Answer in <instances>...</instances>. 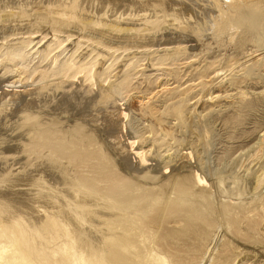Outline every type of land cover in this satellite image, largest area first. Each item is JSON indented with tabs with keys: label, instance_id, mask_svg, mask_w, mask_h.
<instances>
[{
	"label": "rangeland",
	"instance_id": "1",
	"mask_svg": "<svg viewBox=\"0 0 264 264\" xmlns=\"http://www.w3.org/2000/svg\"><path fill=\"white\" fill-rule=\"evenodd\" d=\"M20 1L0 0V11L53 0ZM87 1L78 4L97 19L138 11L137 0ZM178 1L150 6L143 23L152 38L115 43L120 51L104 65L74 37L53 38L49 12L0 23V194L18 185L21 204L23 190L30 198L49 185L103 204L100 222L85 218L91 234L111 228L103 220L113 215L134 247L108 245L106 264H159L155 255L167 264H264V0ZM94 192L104 193L100 203ZM93 222L106 227L93 231ZM14 236L0 238V264L22 263ZM41 240L49 251L57 243ZM31 253L40 264L43 252Z\"/></svg>",
	"mask_w": 264,
	"mask_h": 264
},
{
	"label": "bare ground",
	"instance_id": "2",
	"mask_svg": "<svg viewBox=\"0 0 264 264\" xmlns=\"http://www.w3.org/2000/svg\"><path fill=\"white\" fill-rule=\"evenodd\" d=\"M1 1L3 2V0H1ZM21 1H20V3H21ZM50 1H52V0H50ZM105 1L106 0H104V2ZM109 1H111V0H109ZM32 2L33 1H31V3ZM78 2H79V0H53L52 1V5L51 4L49 5L51 8L49 6H47L48 5L47 3H46L47 4L46 6H42V5L37 4V3L35 5L31 4L32 7L31 8H27L29 6H26V9H22L20 7L18 8V6H17L18 9H16V7H15V9L14 8L12 9V7L7 5L8 7H10V9L5 8V9H2V12L0 11V23L1 24H6L7 22H11L12 20L13 21L16 20V22H17V19H19L21 22H27L28 19H30L31 17H38V18L41 17V18H43V16H45V14L47 12H49L50 16H52V18H53V19L51 18L53 20V24H54V28L53 29L56 30V32L52 30V33L54 32V35L52 34L53 38H54V36L57 38V35L59 34L57 32H63L64 34H62V35L65 36L66 39H70V38L74 37V39L77 40V43L79 45H81L80 47H83L81 52L83 51L85 53L93 54V58L95 57L94 60L97 59L98 61L102 62V64L104 65V63L106 64V62L109 60L110 53L113 52V51H118L119 50V48L116 47L117 45H115V43L116 44H118V43H126V44L129 45V42H132V41L135 42L137 40L138 43H139V41L143 40V38H146V39L150 40L154 33L151 32V30H150L151 28L150 29L148 27L145 28V23H143V20L146 17L145 13L147 12V10H148V8L150 6L153 7V10L155 9L156 11L157 10L161 11V10H163V8L166 9L165 8L166 7V3L168 4V0H137V2L135 1L136 3H133L134 7H135V5H137L138 11L135 10L136 13H134L135 11L133 13H131V12L128 13V12L122 11L124 13L110 14L111 16H108V17H107V14L105 15V13H104V14L99 15L100 17H98V18H100V19H97V17H95L96 11L92 14L91 12H93V11H89V9L87 7H85L83 4H82L83 6L79 5L80 3H82V0H81V2L79 4H78ZM87 2L91 3L90 0L87 1ZM6 3H5V5H6ZM39 3H41V2H39ZM3 4H4V2H3ZM22 4H21V6H22ZM100 4L101 3H99V5ZM28 5H29V3H28ZM85 5L87 6L88 4H85ZM127 5H129V4H127ZM130 5H131V3H130ZM100 6H102V5H100ZM97 7H98V5H97ZM174 7H176V6H174ZM2 8H3V5H2ZM170 9H171V7L169 8V10ZM100 11H101V8H100ZM125 11H127V10H125ZM182 11H183V9H182ZM49 14H47V15H49ZM131 20H133V21H131ZM34 25H35V23H34ZM50 29H52V27ZM32 31H30V32H32ZM36 33H33L30 36H27L26 33H25L26 35L25 34L24 35L26 37H28V39H29V37L30 38H35L36 37V35H35ZM18 34H20V33H18ZM47 34L48 33H46V35ZM20 35H22V34H20ZM123 38H126L128 42H126V41L124 42ZM13 39H18V36L16 37L15 34H14V38ZM19 40H20V37H19ZM25 40H27V39H25ZM122 40H123V42H122ZM140 44H141V42H140ZM122 46L120 45V47H122ZM98 49H100V50H98ZM124 49L126 51L129 48L125 47ZM135 54H136V52L131 57V59H133L136 56ZM128 57H129V53H128ZM129 59H130V57H129ZM27 91H28V89H27ZM105 93H103V94L106 95ZM9 96H10V94H9ZM30 100H32V99H30ZM144 102H145L144 100L135 99L134 107L136 106L135 108L138 107V108L141 109V107H142L141 105L145 106ZM132 104H133V102H132ZM0 108H2V105H0ZM4 108H5V106H4ZM4 108H3V110H4ZM113 117H114V115H113ZM253 157L254 156H252L251 158H253ZM254 159H256V158H254ZM80 167H82V166H80ZM6 181H8V180H6ZM6 181H4V182H6ZM6 184H7V182H6ZM14 185H16V184H14ZM17 186L13 187V188L15 190H18V189H16ZM28 186H29V183H28ZM43 186L44 187H42V188L41 187L40 188L36 187V190H34L35 194L30 196V198H29V195L25 196V194H24L25 192L21 188L23 190L22 192H23V195H24L23 196L24 198L22 199L23 201H19V203L23 202L21 204H18V201H17L18 200L17 199L18 195L14 194V192H13L14 189H13V191L11 190L13 193L10 191L11 193L10 192L9 193H5V194L3 193V195L0 194V238H4V239L6 238L7 239V237H9L11 235H13V236L16 235L17 236V240H16L17 242L14 244L13 247H15V248L18 247V248H16V253L17 252L21 253L19 260L23 264H37V263H34V262H29V254L31 252L35 251V250H36V252L37 251L38 252H40V251L43 252V255H44L43 258H42L43 260L39 261V262H41L40 264H106L108 259L105 257V254L107 253L106 251H107V246L108 245L116 244V245H118V247H121V250H124V251L133 247L132 242L128 239V237H130V236H128L130 234L129 229H125V226H123L124 224H122V223L121 224L124 227V229H121V228L119 229L118 227L121 226V225H118V223L114 224L113 218L111 219V217L113 216V215H111L112 212L110 214L111 217L109 219L107 218V219L103 220V222H105L109 227L112 226L111 228H108V229L105 228L106 227L105 223H104V225L102 223H100V224L98 223V222H100L99 221L100 218L97 215L98 214L101 215L100 213L102 211H104L103 207H102L103 204L98 205V204H95V203L92 202L93 203V207H92L90 205V202L92 200L90 201L89 197H86L84 195H78L77 197H74V200H71L72 198L70 199L69 198L70 196L69 197H68V195H67V197L63 196L65 193L64 192H60L61 189H60V191L58 190L60 192L59 193L56 189H53L55 186L53 188L52 187H48L49 185H47L46 187H45V185H43ZM9 187L6 186L5 189L6 188L7 189H12V188H9ZM23 188L25 189V187H23ZM26 189H27V187H26ZM84 189H86V188H84ZM0 190H2V189H0ZM79 190H80V188H79ZM7 192H8V190H7ZM16 192L17 191H15V193ZM84 193H86V191ZM17 194H18V192H17ZM26 194H28V193H26ZM29 194H30V190H29ZM97 194L98 193H96V192L93 193V200L95 202L97 201V200H95V198L97 196L101 197V195H104V193L103 194L101 193L99 195H97ZM65 196H66V194H65ZM101 198L103 199V196ZM33 199L34 200L37 199L38 202H41V203L43 202L42 204L44 206L43 205H42V207L41 206H36V204H38V203L35 202ZM155 201H157V200L155 199ZM97 202H99V201H97ZM111 202L113 204H115L116 206L122 205V202H121V200L119 201V199L118 200L112 199ZM123 202H125V201H123ZM39 205H41V204H39ZM106 206H109V205H106ZM106 206H105V208H106ZM121 207H123V205ZM132 208H133V206H132ZM110 209L109 210L107 209V210L110 211ZM36 212H38L39 215ZM33 213H36L37 214L36 216H41L42 215V218L41 219H39V218L37 219L35 214H33ZM90 213L93 214V216H95L93 218L97 219V217H98V222L97 223L99 225L102 224V227L105 226L104 227L105 230L101 228L102 231L98 230L99 232L94 233L95 232L94 230L100 229V227H99V225H97V224H95L93 222V231L94 232L92 233L93 235L91 234L90 231L92 229L91 228L92 225H91L90 222L85 220L87 214L90 215ZM105 213H106V211H105ZM114 213L119 215L121 213V211L118 209V210H115ZM28 215H29V218H28ZM114 216H116V215H114ZM106 217H107V215H106ZM131 218H133V217H131ZM42 219H45V220H43L44 221L43 224H42V222H43ZM37 220H39V221L41 220L42 222L40 221V223H37ZM129 224H127V225H129ZM97 226L99 228H97ZM41 237H45L46 239H48L50 241H53V243L57 242L55 248H53V250L51 249V251L46 250L47 247L45 248L43 246ZM130 239H131V237H130ZM3 246L4 245L0 246V253L5 251L4 250L5 248H3ZM19 246H21V248H19ZM155 257L159 260V264H167L166 259L162 255L161 256L160 255H155Z\"/></svg>",
	"mask_w": 264,
	"mask_h": 264
},
{
	"label": "clouds",
	"instance_id": "3",
	"mask_svg": "<svg viewBox=\"0 0 264 264\" xmlns=\"http://www.w3.org/2000/svg\"><path fill=\"white\" fill-rule=\"evenodd\" d=\"M209 34L211 35L212 33L210 32Z\"/></svg>",
	"mask_w": 264,
	"mask_h": 264
}]
</instances>
